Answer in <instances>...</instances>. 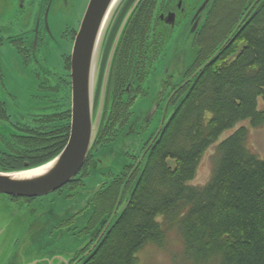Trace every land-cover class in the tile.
<instances>
[{
  "label": "trees",
  "instance_id": "obj_1",
  "mask_svg": "<svg viewBox=\"0 0 264 264\" xmlns=\"http://www.w3.org/2000/svg\"><path fill=\"white\" fill-rule=\"evenodd\" d=\"M232 38L189 84L131 184L124 211L86 264H137L145 245L162 248L174 228L191 264H264V159L248 148V129L216 146L205 185L189 184L226 130L244 120L264 125V5ZM124 180L96 199L95 220L106 213L110 219Z\"/></svg>",
  "mask_w": 264,
  "mask_h": 264
},
{
  "label": "flooded vegetation",
  "instance_id": "obj_2",
  "mask_svg": "<svg viewBox=\"0 0 264 264\" xmlns=\"http://www.w3.org/2000/svg\"><path fill=\"white\" fill-rule=\"evenodd\" d=\"M24 1L21 0L15 10L21 11ZM46 1L53 3L55 0ZM58 1L65 5L69 2ZM135 2L136 0H126L118 11L102 54L94 111H97L103 94V117L96 143L79 174L70 183L49 194L56 198H74L77 190L85 187L91 175L100 174L97 163L102 160L97 154L103 150L104 153L114 156V145L116 147V143H121L118 146L119 160L124 159V162L115 173L110 172L109 179L100 184L91 195V204L97 209L96 199L109 189L114 180L125 177L121 185L122 188L126 183L120 207L164 130L168 115L183 102L182 98L187 94L189 84L200 73L198 69L229 38L236 27L244 29L264 5V0H215L205 18L193 29L198 20L195 15L205 0H141L126 20ZM12 11L11 8L4 11L0 5V19L3 14L7 16ZM49 11V7L43 9L42 16L34 27L26 31L14 34L7 30L2 36L0 30V49H11L23 61L39 64L45 41L52 36ZM80 26L70 31L72 48L63 57L65 74L58 77L56 84L50 87L52 91L58 92L59 99L56 103L49 105V108L32 110L28 114L30 120L26 121L23 117L16 119L10 105L3 99L5 95L0 94V168L18 170L37 166L55 157L67 144L72 124L73 47ZM179 38L185 45H191L196 56L191 66L179 74L180 79L176 81V76L169 71L165 61L170 54V47L173 48L174 42L178 44ZM180 57H187L183 48ZM0 74L3 78L1 72ZM62 85L65 91L61 95ZM40 88L43 89L44 85ZM6 95L9 96L8 93ZM8 100L11 101V98L8 97ZM50 101L48 99L47 102ZM50 108L55 110L44 111ZM35 111L44 112L34 113ZM156 112H160L162 117L152 129ZM128 142H136V148L129 151L126 146ZM45 197L48 195L8 198L14 202L29 204ZM89 206L63 223L66 227L75 224L76 234L92 232L90 243L75 254L73 264H86L89 256L103 243L107 229L115 220L114 218L108 224V213L98 221L95 220L94 208L93 217L88 221L82 220L83 213Z\"/></svg>",
  "mask_w": 264,
  "mask_h": 264
},
{
  "label": "rangeland",
  "instance_id": "obj_3",
  "mask_svg": "<svg viewBox=\"0 0 264 264\" xmlns=\"http://www.w3.org/2000/svg\"><path fill=\"white\" fill-rule=\"evenodd\" d=\"M20 1L0 0L4 11L7 8L13 10L10 15L3 14L0 19L2 36L7 30L18 34L33 28L46 7L50 9L49 27L52 34L45 41L44 53L39 59V64L34 61H23L11 49H0V72L3 75L1 78L0 74V94L5 95L3 99L10 105L16 119L23 117V120L29 121L28 114L32 110L49 108V105H53L59 99L58 92L52 91L50 87L56 84L58 77L65 74L63 57L72 48L70 31L80 26L90 0H69L68 5L58 0L53 3L46 0H25L23 9L17 11L15 8ZM181 48L186 52L185 59L180 57ZM169 53L165 63L178 81L179 74L191 66L196 53L190 44L185 45L180 38L178 44L174 42L173 48L170 47ZM41 85H44L43 89L40 88ZM64 91L62 85L60 94H64ZM48 99L51 101L47 102ZM53 110L55 108L44 111ZM172 112L173 110L168 117ZM160 117L161 113L156 112L152 129L156 127ZM242 126L248 129V148L259 158L264 159V125L255 128L249 120L241 121L226 130L218 141L209 147L200 161L195 178L189 182L190 185L203 186L209 181L214 166L212 155L216 146ZM120 145L121 143H116V147L114 145L116 151L114 156L104 153L103 150L97 154L103 161L97 170L101 175L98 173L91 175L85 187L77 190L74 198H56L48 195L26 204L0 196V226L3 228L0 243L3 237L6 241L5 246L0 249V264H73L75 254L90 243L92 232L76 234L75 224L66 227L63 223L84 210L87 205L90 206L83 213L82 220L88 221L93 217L94 207L91 204L93 191L107 181L110 172L115 173L124 162V159L119 160ZM126 146L132 151L136 148V142H128ZM158 220L162 222L163 218L159 217ZM137 258V264H191L184 255L183 238L177 228L166 231L162 248L147 244L137 253Z\"/></svg>",
  "mask_w": 264,
  "mask_h": 264
},
{
  "label": "water",
  "instance_id": "obj_4",
  "mask_svg": "<svg viewBox=\"0 0 264 264\" xmlns=\"http://www.w3.org/2000/svg\"><path fill=\"white\" fill-rule=\"evenodd\" d=\"M125 1H89L73 47L72 77L74 90L69 140L59 154L42 164L18 170H3L0 168V196H3L5 199H8L9 196L28 198L46 196L70 183L81 171L96 143L102 124L103 94L97 111H94L102 54L107 42L108 33L117 18L118 11ZM140 1L136 0L126 16V20ZM214 1L205 0L195 15V18L198 17V20L194 24L193 29L205 18ZM236 30L237 27L229 39L235 34ZM228 40L221 44L213 55L202 64L198 72L205 68L218 55ZM172 114L168 117L167 122L170 120ZM99 159L102 160L101 158ZM102 162L97 163L98 167L102 165H100ZM42 168L44 169L40 173L28 176L21 175ZM125 185L126 183L121 188L117 206L108 224L115 217L120 216L127 205L133 187L128 192L123 204L119 207ZM1 229H3L2 226H0V234L3 233ZM5 243L6 241L3 237L0 249L5 246Z\"/></svg>",
  "mask_w": 264,
  "mask_h": 264
},
{
  "label": "bare ground",
  "instance_id": "obj_5",
  "mask_svg": "<svg viewBox=\"0 0 264 264\" xmlns=\"http://www.w3.org/2000/svg\"><path fill=\"white\" fill-rule=\"evenodd\" d=\"M43 169H44V168L39 169V170H36V171H31V172H28V173H24V174H21V175L28 176V175H32V174H36V173H40L41 171H43Z\"/></svg>",
  "mask_w": 264,
  "mask_h": 264
}]
</instances>
